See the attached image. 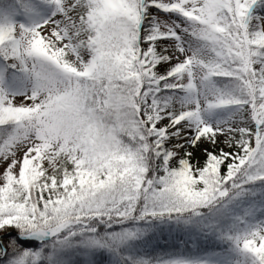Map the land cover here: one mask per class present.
Listing matches in <instances>:
<instances>
[{
  "label": "snow or ice",
  "instance_id": "1",
  "mask_svg": "<svg viewBox=\"0 0 264 264\" xmlns=\"http://www.w3.org/2000/svg\"><path fill=\"white\" fill-rule=\"evenodd\" d=\"M0 264H264V0H0Z\"/></svg>",
  "mask_w": 264,
  "mask_h": 264
}]
</instances>
